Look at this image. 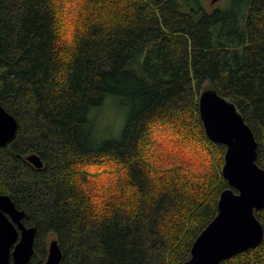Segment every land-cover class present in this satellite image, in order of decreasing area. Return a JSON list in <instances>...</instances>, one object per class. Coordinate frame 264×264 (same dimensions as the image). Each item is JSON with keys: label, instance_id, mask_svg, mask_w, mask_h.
<instances>
[{"label": "trees", "instance_id": "obj_1", "mask_svg": "<svg viewBox=\"0 0 264 264\" xmlns=\"http://www.w3.org/2000/svg\"><path fill=\"white\" fill-rule=\"evenodd\" d=\"M208 88L236 106L264 170V0L212 12L198 0H0V104L19 123L0 147V194L38 228L29 264L41 237L58 241L60 264L188 259L228 187L225 147L199 119ZM109 98L122 113L110 132L97 117ZM153 128L182 142L151 160ZM221 264H264V237Z\"/></svg>", "mask_w": 264, "mask_h": 264}, {"label": "water", "instance_id": "obj_2", "mask_svg": "<svg viewBox=\"0 0 264 264\" xmlns=\"http://www.w3.org/2000/svg\"><path fill=\"white\" fill-rule=\"evenodd\" d=\"M198 114L207 138L225 147L221 173L228 187L219 196L216 215L195 237L189 258L181 264H221L263 240L264 229L254 212L264 208V170L256 164L254 134L233 103L214 89H204L199 92ZM18 129L17 119L0 104V147L8 146ZM27 161L36 168L44 166L37 154ZM24 216L9 195L0 194V264L32 260L38 228L27 226ZM62 257L58 241L51 239L43 264H60Z\"/></svg>", "mask_w": 264, "mask_h": 264}, {"label": "rangeland", "instance_id": "obj_3", "mask_svg": "<svg viewBox=\"0 0 264 264\" xmlns=\"http://www.w3.org/2000/svg\"><path fill=\"white\" fill-rule=\"evenodd\" d=\"M198 1H199L200 5L203 7V9H205L208 12H212L216 9L228 8L230 3H231V0H217L216 2H212V0H198ZM68 29H69V27H67L66 23L64 22V30L66 31ZM107 100H109L108 101L109 102L108 103V111L102 112V110H100V114L97 117H101L100 122H99L100 126L105 125L104 130L109 131L110 127L113 128L116 123L120 122V119L118 116H120L122 118V113H121V111H118V113L113 112L116 109H118L116 106L117 104L115 103L114 99L109 98ZM102 109L103 110L106 109V106ZM118 126H119V123L116 126V128ZM117 130L118 129H115L111 133L114 134ZM163 130H166L165 133L170 132L167 129H161L160 130V129H156V128H153V130L151 131V139H152V143H154V147L151 148V150L149 149V150L145 151V156L149 155V158H151V160H152V158L154 159V158H156V156L160 155L159 152L161 151V149L172 147V143H170V142H178L177 141L178 139H179V142H182L180 139L181 136L176 134V133H170L171 136L167 137L168 141L163 142V139L165 136L162 135L159 138V133L162 132ZM175 137H177V140L175 139ZM185 146L188 147L189 145H184V144L178 145L179 148H182ZM182 151H187V148L183 149ZM193 153H194V149H193ZM99 170L100 171L98 172V174L100 176H103V174H108V173L112 172V167L110 165L108 166V164H104V165H102V167L99 168ZM95 182L98 184V186L99 185L102 186L97 180H95ZM106 183H108V182H106ZM100 188H98V190ZM49 238L50 237H48V238L41 237L40 240L37 241L38 251H37V254H36L32 264H38V262H40V264H43L45 262V260L47 258V253H48L49 241L51 239H53V238H50V239Z\"/></svg>", "mask_w": 264, "mask_h": 264}]
</instances>
